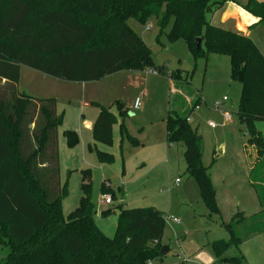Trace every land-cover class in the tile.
<instances>
[{
	"label": "trees",
	"instance_id": "trees-1",
	"mask_svg": "<svg viewBox=\"0 0 264 264\" xmlns=\"http://www.w3.org/2000/svg\"><path fill=\"white\" fill-rule=\"evenodd\" d=\"M226 1L0 0V245L8 250L0 264H152L162 256L166 214L154 206L130 208L120 203L114 234L99 228L89 168L82 171L79 204L64 216L62 199L68 195V185L61 183L58 147L63 115L58 113L56 98H38L18 89L22 65L68 82L99 81L120 70L148 66L164 75L153 64L151 48L129 27L131 18L146 24L157 16L159 36L166 34L171 42L183 39L194 59L211 54L230 57L231 76L242 86L237 117L249 133L248 143L264 154V134L256 128L264 121V55L248 35L208 21V14ZM244 8L264 24V1L249 0ZM197 38L203 41L201 48ZM93 105L100 113L89 148L100 163L110 164L114 155L99 150L97 144L113 145L118 119L109 107ZM113 105L121 117L122 139L139 144L128 133L126 106L121 100ZM166 120L167 141L183 142L187 174L198 182L210 215L223 217L210 167L202 161L201 136L188 116L169 111ZM63 133L69 148L79 143L75 130ZM109 189L103 184L102 194ZM113 210L105 209L102 215ZM253 217L264 218L261 213ZM245 221L243 212L223 221L230 238L212 243L222 263L245 262L240 251L225 254L263 230L252 225L241 236L238 226Z\"/></svg>",
	"mask_w": 264,
	"mask_h": 264
},
{
	"label": "rangeland",
	"instance_id": "rangeland-1",
	"mask_svg": "<svg viewBox=\"0 0 264 264\" xmlns=\"http://www.w3.org/2000/svg\"><path fill=\"white\" fill-rule=\"evenodd\" d=\"M157 20V16H151L146 24H142L131 18L128 25L151 48L150 57L154 66L162 68L166 74H157L151 66L143 71L125 69L117 75L88 83L87 94L91 98H100L113 112H116L115 106L110 105L119 99L130 107V113H134L133 116L128 114L124 119L125 124L130 135L143 140L145 145L132 155L133 164L143 154H147L151 146L149 144L152 142L154 128L149 129L143 125L155 123V127H159L158 131L163 130L169 110L188 116L190 124L202 138L203 164L214 166L223 217L218 214L209 215L200 197L198 182L187 174L183 142L169 146L170 152H162L159 159L155 157L152 160L146 156V165L138 164L137 170H134L124 162V152L134 153L132 148H126L129 139H121L116 126L113 145H98L101 150L109 151L115 157L113 163L102 165L98 162L96 153L89 148L93 139L92 132L86 127V123L83 124L97 110L92 104L82 105L80 97L83 83L47 76L23 65L18 89L38 98H58L59 114L63 115V125L58 130L61 143L60 179L62 183L67 181L68 185V195L62 199L64 216L74 210L82 195L81 173L74 168L89 167L93 170V198H96L93 200H98L95 201L97 222L105 234L108 235L110 227L116 225L118 209L117 206L114 207L111 213L102 218L99 211L105 205L101 195L109 194L112 197V189L117 195L120 186L125 189L128 187L125 194L128 206H156L167 217L161 244L169 250L154 259L152 264H236L220 262L212 248L215 240L230 238L223 221L230 222L235 214L245 212L246 221L238 226L239 235H244L252 225L264 229V218L261 222V218L257 220L253 217L259 213L264 216V156L256 160L255 166L250 164L257 155V149L248 143L249 133L237 117L242 86L231 76L229 56L211 54L208 58L194 59L183 39L171 42L166 34L159 36L161 28ZM171 23L172 19L165 29L167 32ZM251 37L264 54V24H258L252 30ZM168 74L176 75L174 84H171ZM173 89L176 93H172ZM146 91L147 102L144 103ZM224 96L228 100L223 102L222 109L229 111L232 118L228 122L215 108V101H222ZM190 97L193 99L192 104L186 101ZM199 97H202L201 104L196 105ZM137 98L141 100L140 110L133 109ZM210 122H213L212 126L209 125ZM78 127L82 132L76 129ZM256 128L264 134V121L256 123ZM65 130L77 132L80 140L76 146L68 147L63 133ZM132 146L131 144L129 147ZM84 159L88 161L86 166L82 163ZM250 166H254L252 172ZM71 169L74 171L70 172ZM103 182L108 183L109 193L102 194ZM256 191L263 198L262 203ZM225 195L228 196L226 200ZM117 196L119 199V195ZM118 199L112 197L114 205L119 204ZM175 219L178 222L173 221ZM112 235L111 232L109 236ZM239 248L245 253L246 259L241 264H264V231L261 236L248 240L244 247ZM7 253L8 250L0 245V261ZM238 254L237 246H232L226 252L229 256Z\"/></svg>",
	"mask_w": 264,
	"mask_h": 264
},
{
	"label": "crops",
	"instance_id": "crops-1",
	"mask_svg": "<svg viewBox=\"0 0 264 264\" xmlns=\"http://www.w3.org/2000/svg\"><path fill=\"white\" fill-rule=\"evenodd\" d=\"M248 1L249 0H227L226 2H225V5L223 6V7H221L220 9H218V10H215V11H212V12H210V14H208V16H207V18H208V21L211 23V24H213V25H217V26H219V27H222V28H224V29H229V30H232V31H236V32H239V33H243V34H245V35H248L251 39H252V30L258 25V20H259V17H256V16H254L252 13H250L246 8H244V6L248 3ZM259 1H264V0H259ZM157 22H158V20H157ZM170 30V29H169ZM168 30V31H169ZM254 40V39H253ZM254 42H255V40H254ZM256 43V42H255ZM256 45H258L257 43H256ZM258 47H259V45H258ZM260 49V48H259ZM261 50V49H260ZM263 54V53H262ZM264 55V54H263ZM194 58V57H193ZM23 66V65H22ZM22 66H21V70H20V75H21V73H22ZM151 69H153V71H156L153 67H151ZM135 69H133V71H134ZM125 71V69L124 70H120V71H117V73H120V72H124ZM132 71V72H133ZM135 71H143V70H135ZM117 73H114V74H112V75H117ZM156 73L157 74H160V73H158L157 71H156ZM122 74V73H121ZM48 76V75H47ZM108 76H110V75H108ZM108 76H106V77H108ZM106 77H104V78H102V79H105ZM168 77H169V79H170V81H171V84H174L175 83V80H174V78H172L171 77V74H168ZM20 79H21V77H20ZM100 81V80H99ZM91 82H93V81H86V82H80V83H83V85H82V97H80V101L82 102V105L83 106H87V104H92L93 105V102H97V103H99L100 105H105V102L104 101H101L100 100V98H91L90 96H88V91H87V84L88 83H91ZM24 92H26V91H24ZM176 93L175 92V89H173L172 90V93ZM26 93H28V92H26ZM28 94H30V93H28ZM31 95V94H30ZM73 96V95H72ZM77 97H78V94L76 95ZM88 97V98H87ZM224 97H226V96H224ZM224 97H223V99H224ZM41 98H48V97H41ZM50 98V97H49ZM52 98V97H51ZM223 99H222V103L223 102H225V101H227L228 100V98H227V100H225V101H223ZM119 100V99H118ZM193 99L190 97V98H186V101L188 102V104H192L193 103V101H192ZM197 100H199V102L198 103H196V105L197 104H201L200 103V101H202V97H199ZM196 100V101H197ZM56 101H57V103H58V98L56 99ZM70 102H71V100H70ZM147 102V91L145 92V94H144V103H146ZM135 103V102H134ZM134 105V104H133ZM94 106V105H93ZM106 106V105H105ZM110 106H114L113 105V103L110 105ZM125 106H126V108H127V110H128V114H129V116H133L134 115V113H130L129 111H130V107L128 106V105H126L125 104ZM239 106V105H238ZM57 107V106H56ZM107 107V106H106ZM95 108L97 109L96 110V112H95V114L92 116V118L90 119V120H87V121H85V122H83V124L84 123H86V127H89L90 128V130H91V132H92V128H93V125H94V121L97 119V117H98V115H99V113H100V109L97 107V106H95ZM57 109H58V107H57ZM133 109H135V110H140V108L138 109V108H136L135 107V105L133 106ZM115 110H116V112H113L112 110V112L117 116V121H118V123L117 124H115L114 125V127H113V137H114V130H115V128H116V126H118V133H119V137L122 139V137H121V134H120V124H121V117L118 115V109H117V107L115 106ZM218 110V109H217ZM169 111H173V110H169ZM168 111V112H169ZM218 111H220V110H218ZM238 111V110H237ZM168 112H167V115H168ZM225 112L226 113H229V111H226V110H221L220 111V113L221 114H223V116H224V114H225ZM58 113H59V110H58ZM128 114H127V116H128ZM131 114V115H130ZM230 114V113H229ZM167 115H166V117H165V126L163 127L164 129L163 130H159L158 131V128L159 127H155V123H151L150 125H143V126H145V127H148L149 129L151 128V129H153L154 128V134L152 135L153 137H152V142H150V144L149 145H151L150 146V149L147 151V154H143V156L140 158V159H137V161L135 162V164H133V162L131 161V158L133 157L132 155H135L136 154V151H137V149H139V147H144V145H145V142L143 141H141V140H139V138H137L136 136H133V135H130V133H129V131H128V133H129V135L130 136H132V137H136L137 139H138V141H139V144H133L130 140L128 141V147H126L127 149H129L130 150V148H132V152H134V153H125L124 152V162L125 163H127V165L129 166V167H131V168H135L136 169V165H138V164H141L142 166H144V165H146V156H149L150 158H152V160H154L153 158H155V157H157V159H159L160 157H162V152H167V153H169L170 151V147L169 146H171V145H175V143H169L168 141H167V136H166V118H167ZM126 116V117H127ZM224 118H225V116H224ZM230 118H231V115H230ZM189 119V118H188ZM230 120H232V118L230 119ZM226 121L228 122L229 120H227V118H226ZM189 122H191V120L189 119ZM192 126V125H191ZM193 127V126H192ZM194 128V127H193ZM78 131H80V132H82V130H81V128L80 127H78V128H76ZM196 130V129H195ZM196 132H197V130H196ZM158 133V134H157ZM141 135H143V133H140ZM139 134V135H140ZM92 137H93V135H92ZM114 142H115V137H114ZM94 143V137H93V139H92V142L90 143V144H93ZM99 144H101V143H98L97 144V148L99 149V150H101L100 148H99ZM131 144L134 146H132V147H129V146H131ZM179 144V143H178ZM58 147H59V154H60V147H61V143H60V140H59V144H58ZM185 147V146H184ZM184 150H185V148H184ZM101 151H106V150H101ZM106 152H108V153H110L109 151H106ZM140 153V152H139ZM113 154V153H112ZM114 155V154H113ZM97 156V155H96ZM145 156V157H144ZM262 156H264V154L263 155H261V154H259L258 153V151H257V155L255 156V158H254V161L253 162H250V164L251 165H254L255 166V164L257 163V161L262 157ZM159 157V158H158ZM98 159V158H97ZM161 160V159H160ZM257 160V161H256ZM88 161H86V159H84L83 160V165L85 164V166H86V164L88 165V163H87ZM99 162V161H98ZM100 163V162H99ZM204 163V162H203ZM100 164H102V163H100ZM104 164H109V163H104ZM104 164H102V165H104ZM205 166H208V167H210V174H211V179H212V181H213V183H215V186H216V189H217V199H218V204H219V207H220V210H221V212H222V209H221V200H220V197H219V189H218V186H217V181L215 180V176H214V172H213V169H214V166H212V164H210V165H205ZM254 166L253 167H251L250 166V169H251V172L253 171V169H254ZM89 168V167H88ZM87 167L85 168V167H76V168H74V169H76L77 170V172H80L81 173V178H82V171L83 170H87L88 169ZM89 169H91V168H89ZM134 169V170H135ZM60 170H61V154H60ZM92 170V169H91ZM137 170V169H136ZM71 171H74V170H70V172ZM135 173V172H134ZM60 175H61V172H60ZM252 175V174H251ZM92 177H93V170H92ZM250 180H251V177H250ZM92 182H93V180H92ZM62 183V182H61ZM102 184H106L107 185V187H109L108 186V184H107V182H103ZM251 184H253V182H252V180H251ZM94 186V185H93ZM103 186V185H102ZM102 188V187H101ZM128 188V187H127ZM126 188V189H127ZM126 189L124 188V187H119V189H118V193H117V195H119V199H118V196L116 195V193H115V191L112 189V193H113V195H114V197H113V199H118L119 201H118V203L120 204V203H122L125 207H130V206H128L129 204H128V202H126V199H127V197H126V195L125 194H127V191H126ZM129 189V188H128ZM199 191H200V189H199ZM93 192H94V190H93ZM257 192V191H256ZM102 196V195H101ZM257 196L259 197V199H260V202L262 201V199H261V197L258 195V192H257ZM94 197V196H93ZM200 197H201V195H200ZM228 197V196H227ZM227 197H226V195H225V197H224V199L226 200L227 199ZM93 199H96V198H93ZM131 199V198H130ZM128 200V199H127ZM132 200V199H131ZM95 201H98V200H95ZM204 202V201H203ZM262 203V202H261ZM119 204H117V205H119ZM205 204V203H204ZM117 205H114V202L112 203V204H105V207L102 209V208H100V214H101V216H102V218H105L103 215H102V212L103 211H105V209H108V208H110V209H114V207H116ZM206 206V205H205ZM154 207H156V206H154ZM131 208V207H130ZM157 208V207H156ZM159 209V208H158ZM161 210V209H160ZM119 211V210H118ZM162 211V210H161ZM165 213V212H164ZM223 213V212H222ZM244 214H245V212H243ZM114 214H116V212L114 211ZM118 214V213H117ZM210 215V214H209ZM95 216H96V222H97V209H96V214H95ZM117 218H118V216H117ZM117 220V219H116ZM117 222V221H116ZM226 222V221H225ZM107 224H108V221L106 222ZM97 224H98V226H99V223L97 222ZM111 225H112V223H111ZM242 225V224H241ZM103 227H104V224H103ZM115 227H116V225H112L111 227H110V229H109V231H110V233H108V235H110L111 234V232H112V234H114V229H115ZM99 228L104 232V230H103V228H102V226H99ZM263 231H264V229L261 231V232H258V233H255V234H253L252 236H250L249 238H247V240H245L239 247H244V245L246 244V242L248 241V240H250V239H255V238H257V237H259V236H261L262 235V233H263ZM105 233V232H104ZM230 235V234H229ZM238 247V250L241 252V253H243L242 252V250L240 249ZM226 255V254H225ZM244 256H245V253L243 254ZM226 256H229V255H226ZM218 259V258H217ZM220 261V260H219ZM221 262V261H220Z\"/></svg>",
	"mask_w": 264,
	"mask_h": 264
},
{
	"label": "built area",
	"instance_id": "built-area-1",
	"mask_svg": "<svg viewBox=\"0 0 264 264\" xmlns=\"http://www.w3.org/2000/svg\"><path fill=\"white\" fill-rule=\"evenodd\" d=\"M225 100H227V97H224L223 101H225ZM134 105H135L136 108L139 109L141 107V100L139 98H137L135 100ZM222 105H223V103L221 101H215V108L216 109H218V110L221 111L222 110ZM224 116H225V118H227V120H230L231 119L229 113H226L225 112ZM209 125L212 126L213 125V122L212 123L210 122ZM176 182L179 183V180H177ZM101 200H102V202H103L104 205L105 204H112L113 203L112 197L109 194L102 195L101 196ZM166 219H167V217H166ZM173 221L178 222V220H176V219L173 220Z\"/></svg>",
	"mask_w": 264,
	"mask_h": 264
},
{
	"label": "water",
	"instance_id": "water-1",
	"mask_svg": "<svg viewBox=\"0 0 264 264\" xmlns=\"http://www.w3.org/2000/svg\"><path fill=\"white\" fill-rule=\"evenodd\" d=\"M196 41H197V43H198V47L201 48V47H202V42H203V41H201L200 38H197ZM168 250H169L168 247H163V248H162V255L165 254V253H167Z\"/></svg>",
	"mask_w": 264,
	"mask_h": 264
}]
</instances>
